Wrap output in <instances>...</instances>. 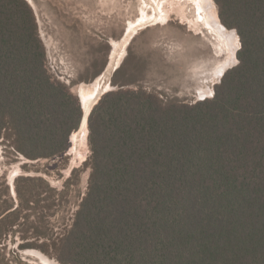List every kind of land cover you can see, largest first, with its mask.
<instances>
[{
    "label": "trees",
    "instance_id": "16d2710c",
    "mask_svg": "<svg viewBox=\"0 0 264 264\" xmlns=\"http://www.w3.org/2000/svg\"><path fill=\"white\" fill-rule=\"evenodd\" d=\"M213 1L240 40L213 95L164 100L119 80L124 60L89 114L88 181L64 232H44L45 212L64 206L71 176L58 190L15 178L18 205L0 221L33 238L20 248L62 264H264V0ZM81 116L49 73L31 5L0 0L1 141L30 160L61 157Z\"/></svg>",
    "mask_w": 264,
    "mask_h": 264
},
{
    "label": "rangeland",
    "instance_id": "374dc122",
    "mask_svg": "<svg viewBox=\"0 0 264 264\" xmlns=\"http://www.w3.org/2000/svg\"><path fill=\"white\" fill-rule=\"evenodd\" d=\"M161 1L160 7L167 13L166 21L159 24L146 22L136 26L138 28L146 25L136 30L125 50L124 47L117 48L118 56L124 54L120 65L125 60L123 72L118 79L136 81L143 88L155 90L164 100L187 103H193L199 96V87L209 85L211 92L206 96L209 95L207 98H210L217 81L212 72L216 64L227 57L226 46L201 22L195 20L197 12L192 2ZM29 2L33 4L36 13L37 31L45 47L49 73L69 87L77 98L75 87L77 88L80 83L88 84L102 72L107 74L104 78L107 83L113 89L117 87L113 83L114 71L111 67L107 68L112 48L111 41H119L122 47L124 31L130 22L139 20L141 10L152 14L160 9L157 8L158 2L154 0H29ZM137 16L139 18L135 19ZM193 19L195 23L192 22ZM238 42L239 47V38ZM1 140L0 218L6 211L18 205L14 184L16 177L40 176L58 190L71 176L64 206L61 208L53 206L50 211H44L47 220L53 226L44 232L54 234L64 232L71 223V217L88 181L89 169L85 165L91 153L88 135L87 151L82 158L77 153L79 140L76 138L75 146L71 141L68 150L61 157L29 159L27 162H23L18 154ZM72 146L75 148L71 151ZM16 165L22 173L12 176V186L9 173ZM74 168L79 170L78 179L72 173ZM30 219L32 220L31 217ZM5 220L0 221V264H41L38 258L32 256L34 254L28 252L29 249L38 250L56 260L37 248H20L19 244L32 241L33 238L31 236L28 239L23 238L17 225L12 226V229L16 230L13 233L10 229L5 230L8 222ZM37 241L41 242L42 239ZM26 250L30 255L25 253Z\"/></svg>",
    "mask_w": 264,
    "mask_h": 264
},
{
    "label": "bare ground",
    "instance_id": "6f19581e",
    "mask_svg": "<svg viewBox=\"0 0 264 264\" xmlns=\"http://www.w3.org/2000/svg\"><path fill=\"white\" fill-rule=\"evenodd\" d=\"M27 1L29 2V0ZM189 1L193 3L194 8L196 9V12H197V15H196L197 17L195 18V20L197 22H201L207 30L213 33L226 46L227 57L223 61L217 63L212 72L213 73L212 75L217 78L221 75V72L224 70L225 67L232 65L237 60L235 56V52L239 44V42L237 43L238 41L237 34L234 31V29H228L222 24V22L220 21L218 17L216 6L213 0H189ZM154 2H158L157 8H160V9L154 11L152 14H148L142 9L140 18L138 16L137 18H135V19L139 18V20L135 22H130L128 24V27L124 31V37H123L124 43L122 47H120L119 41L118 42L114 40L111 41L112 48L110 50V55H109L110 61H109L108 67L112 68L115 64H118L119 62H121V58L124 54L121 53V55L118 56L119 50H117V48L124 47V50H125V46L127 45L128 39L134 33H136V30L138 28L144 27L146 25L138 27V28H136V26L145 24L146 22H149V23L152 22V24H159V23H164L166 21L167 13L165 12L164 8L160 7V3L162 1L154 0ZM29 4H31V2H29ZM32 5L33 4H31V6ZM145 7H146V4H145ZM195 20L193 19L192 22L195 23ZM147 25H150V24H147ZM115 52H116V56H115ZM113 61H115L114 64H113ZM106 75H105V72H102L99 75H97L92 81H90L87 85L84 83H80L81 85L79 84L77 86L76 92H77V95H79L81 99V103L83 105L85 112H87L88 109L90 108L91 104H89V101L93 102L101 90H109L113 88L104 79ZM210 92H211V88L209 85H203L198 88L199 97H205L207 94H210ZM207 97H209V95L206 96L205 98ZM88 133H89V129L86 123V116H84V119L80 127L76 131L72 132L69 138V142L72 141V143H74L73 146H75L76 138H78L79 148L77 150V153L80 154V158H82L83 154H85L87 151ZM73 146L70 148L71 151L75 148ZM25 161H30V160L27 159ZM16 173L17 174L22 173V171H20V168L17 165L14 166L13 169H11L9 173L10 181L12 180V176H14ZM10 184H12L13 186V180ZM28 252L31 254H34L32 256H35L36 258H38L41 264H59L56 260L49 258L48 256L39 252L38 250L29 249ZM25 253L30 255L29 253H27V250L25 251Z\"/></svg>",
    "mask_w": 264,
    "mask_h": 264
},
{
    "label": "water",
    "instance_id": "95a60500",
    "mask_svg": "<svg viewBox=\"0 0 264 264\" xmlns=\"http://www.w3.org/2000/svg\"><path fill=\"white\" fill-rule=\"evenodd\" d=\"M28 2V1H27ZM29 3V2H28ZM31 5V4H30ZM32 8H33V6H31ZM33 10H34V8H33ZM34 13H35V10H34ZM36 14V13H35ZM234 31H235V29H234ZM236 32V31H235ZM135 34V33H134ZM133 34V35H134ZM237 34V33H236ZM132 35V36H133ZM132 36L128 39V41H127V44L129 43V41H130V39L132 38ZM238 36V35H237ZM124 37V36H123ZM239 38V37H238ZM240 48V46L237 48V50ZM235 56H236V52H235ZM237 62H238V60L236 61V62H234L232 65H229V66H227V67H225L224 68V70L221 72V75L219 76V77H217V81L215 82L216 84L217 83H219L220 82V80H221V77L223 76V74L225 73V71L227 70V69H229V68H231L232 66H234V65H236L237 64ZM108 64H109V62H108ZM120 66V62L118 63V64H115L113 67H112V71H115L118 67ZM107 68H108V65H107ZM106 69V68H105ZM87 85V84H86ZM110 90H114L113 88H111V89H109V90H101L100 92H99V94L97 95V97L95 98V100L93 101V102H91V101H89V104H91L90 105V108L88 109V111L87 112H85V110H84V108H83V105H82V103H81V99H80V97H79V95H78V101H79V103H80V107H81V109H82V116H81V120H80V124H79V127H80V125H81V123H82V121H83V119H84V116H86V123H87V125H88V117H89V114H90V112H91V110H92V108H93V106L98 102V100L100 99V97L104 94V93H106V92H108V91H110ZM214 92V91H213ZM93 98V99H94ZM205 97H196L195 98V100L193 101V103H195L196 101H199V100H203ZM18 154V157L24 162L25 160H27V158L25 159V157L22 155V154H20V153H17ZM25 162H27V161H25ZM22 163V162H21ZM23 253H24V251H23Z\"/></svg>",
    "mask_w": 264,
    "mask_h": 264
}]
</instances>
